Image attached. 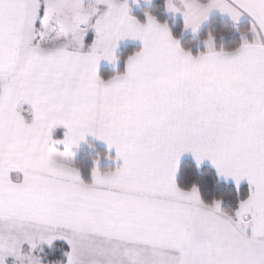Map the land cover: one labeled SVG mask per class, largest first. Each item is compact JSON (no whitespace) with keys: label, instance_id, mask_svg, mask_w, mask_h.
<instances>
[{"label":"snow or ice","instance_id":"obj_1","mask_svg":"<svg viewBox=\"0 0 264 264\" xmlns=\"http://www.w3.org/2000/svg\"><path fill=\"white\" fill-rule=\"evenodd\" d=\"M165 7L193 34L213 10L247 14L253 40L217 50L209 32L193 55L128 0H0V264H264V0ZM124 38L142 48L102 78ZM89 135L119 163L85 179ZM185 154L233 192L205 198Z\"/></svg>","mask_w":264,"mask_h":264},{"label":"trees","instance_id":"obj_2","mask_svg":"<svg viewBox=\"0 0 264 264\" xmlns=\"http://www.w3.org/2000/svg\"><path fill=\"white\" fill-rule=\"evenodd\" d=\"M150 13L155 16L156 19L161 23H167L172 34L179 38L181 46L186 50H191L193 55L199 54V52L204 51L201 46L203 40L206 38L209 32H212L215 36V47L217 50L223 48L224 50H230L239 46L243 41L241 33H246L248 35L250 31L248 29L251 26L250 22H244L239 25H234L230 21L223 19L221 17H213L209 24L201 31V33L196 36H184V25L181 20H176L170 18L166 13L165 0H155L151 6H144L142 4H137V6H131V15L137 18L141 23L146 22L145 13ZM136 47H124L122 48L118 56L117 67L115 70L103 69L101 70V77L108 79L116 74L125 72V66L127 58L133 55L136 51H139ZM63 131L57 130L54 133L55 139L63 138ZM99 157L98 167L104 170H111L118 166L114 156L102 148L89 145L88 147L79 151L78 156L74 160L73 164L78 169H80L82 177L88 179L90 176L91 168L93 167V161ZM112 157V158H109ZM184 171L191 174V179L200 182L202 195L205 198H209L210 193L233 192L234 186L231 183L225 184L223 181H217L215 177V170L210 167H201V170L197 172L194 168V164L191 161H186L182 164V176ZM241 195L246 194L247 186H241ZM233 203L232 199L225 200V207H228ZM62 243L57 244V251L55 253L56 258H59L60 251L59 248ZM63 247H67L63 245ZM49 252L48 249H45ZM51 255V253H49Z\"/></svg>","mask_w":264,"mask_h":264},{"label":"crops","instance_id":"obj_3","mask_svg":"<svg viewBox=\"0 0 264 264\" xmlns=\"http://www.w3.org/2000/svg\"><path fill=\"white\" fill-rule=\"evenodd\" d=\"M154 2H155V0H128L129 14L131 15V6H137V4H142L144 6H151ZM166 13L170 18H173L176 20H181L183 22V25H184L182 13H170L167 10H166ZM216 16L221 17L223 19H226V20L230 21L231 23H233L234 25H239V24L244 23V22H250L251 23V18L247 14H244L238 22H233L227 14H222L218 10H213L210 13L209 18L201 24L198 33L193 34L190 29L184 28V36H192V37L198 36L201 33V31L209 24L211 19L213 17H216ZM146 20H147V18H146ZM246 36L250 42L253 40V34L251 32ZM124 47H136V48L141 49L142 48V42L139 41L138 39H132V38H124V39L118 41V46H117L116 51H115L116 56H118L119 51ZM201 48L204 51H206L204 44H202ZM116 67H117V62L113 64L111 62L102 60L98 65V73L100 75L101 70H103V69L115 70ZM126 67H127V63L125 66V71H126ZM57 130H62L63 132L65 131V129L62 126H59L54 130L53 136ZM89 145L98 146V147L102 148L103 150L107 151L108 153L112 154L115 157V149L114 148L109 149L107 144L104 141L98 140L95 137L89 135L86 137V142H81L80 146L77 149H75L74 155L72 158L73 162L76 159V157L78 156L79 151L88 147ZM186 161L193 162L190 154H185V156L183 157V163ZM116 162H117V164L119 163L118 161H116ZM202 167H210V168L214 169L211 166V164L207 161H205L203 163ZM228 183L233 184L232 181H229ZM241 186H247L248 187L247 181H242ZM58 243H62V242H58Z\"/></svg>","mask_w":264,"mask_h":264},{"label":"rangeland","instance_id":"obj_4","mask_svg":"<svg viewBox=\"0 0 264 264\" xmlns=\"http://www.w3.org/2000/svg\"><path fill=\"white\" fill-rule=\"evenodd\" d=\"M46 249V248H45Z\"/></svg>","mask_w":264,"mask_h":264}]
</instances>
